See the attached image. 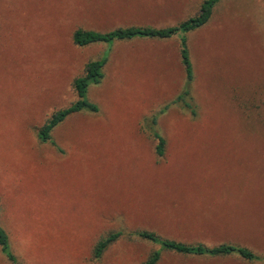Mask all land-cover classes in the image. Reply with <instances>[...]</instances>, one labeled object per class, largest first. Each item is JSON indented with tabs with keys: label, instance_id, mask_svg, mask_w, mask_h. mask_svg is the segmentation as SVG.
I'll list each match as a JSON object with an SVG mask.
<instances>
[{
	"label": "rangeland",
	"instance_id": "rangeland-1",
	"mask_svg": "<svg viewBox=\"0 0 264 264\" xmlns=\"http://www.w3.org/2000/svg\"><path fill=\"white\" fill-rule=\"evenodd\" d=\"M202 0H0V227L18 264H264V6L219 0L185 34L77 46L76 29L170 26ZM107 55L86 98L41 142L37 129L77 99L73 79ZM193 111V112H192ZM165 140L155 152L153 133ZM138 230L188 244H235L257 258L162 250ZM111 232L121 235L93 256ZM0 264H11L0 252Z\"/></svg>",
	"mask_w": 264,
	"mask_h": 264
},
{
	"label": "trees",
	"instance_id": "trees-1",
	"mask_svg": "<svg viewBox=\"0 0 264 264\" xmlns=\"http://www.w3.org/2000/svg\"><path fill=\"white\" fill-rule=\"evenodd\" d=\"M219 0H202L198 12L189 18H186L175 25L170 26H151V25H131L125 27H116L108 31H97L91 29H76L72 33V41L77 46H86L94 43L111 44L114 41L132 40V39H168L176 35L179 36L180 60L185 72L186 85L177 100L184 102V105L191 109L190 104L185 97L189 95V84L193 79L192 65L186 44L185 34L189 31L203 27L210 19L213 7ZM264 6V0H262ZM107 61V55L94 60L87 61L82 69V73L76 76L72 81V88L77 99L68 106L53 111L37 129V137L41 142L50 140L52 130L60 124L69 115L77 112H97L98 107L95 103L86 98L87 89L90 85H97L103 78V66ZM193 112V111H192ZM156 140L155 152L162 156L165 150V140L157 132L153 133ZM140 238L158 243L162 250L181 253L184 255H207V256H225L236 254L244 260H254L257 256L248 248L229 243H220L213 246H206L201 243L188 244L180 241L165 239L159 237L155 232L148 230H138L135 232ZM121 232H111L101 237L93 247V256L100 257L102 252L114 242ZM0 252L7 258L11 264L16 263L8 240L6 231L0 227ZM160 257V250H155L142 264H156Z\"/></svg>",
	"mask_w": 264,
	"mask_h": 264
}]
</instances>
